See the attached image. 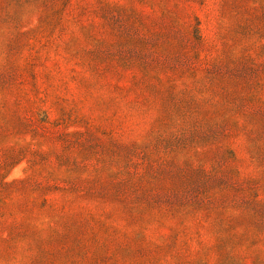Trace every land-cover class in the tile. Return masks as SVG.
Returning a JSON list of instances; mask_svg holds the SVG:
<instances>
[{"label":"rangeland","instance_id":"rangeland-1","mask_svg":"<svg viewBox=\"0 0 264 264\" xmlns=\"http://www.w3.org/2000/svg\"><path fill=\"white\" fill-rule=\"evenodd\" d=\"M0 264H264V0H0Z\"/></svg>","mask_w":264,"mask_h":264}]
</instances>
